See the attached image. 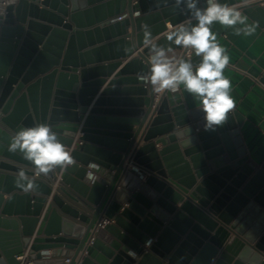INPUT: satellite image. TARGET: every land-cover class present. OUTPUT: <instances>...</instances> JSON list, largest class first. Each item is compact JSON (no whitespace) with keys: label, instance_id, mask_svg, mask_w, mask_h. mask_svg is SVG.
<instances>
[{"label":"water","instance_id":"1","mask_svg":"<svg viewBox=\"0 0 264 264\" xmlns=\"http://www.w3.org/2000/svg\"><path fill=\"white\" fill-rule=\"evenodd\" d=\"M261 4L242 10L263 25ZM186 18L174 0H0V264H20L25 251L33 264H264V162L249 161L242 117L233 112L206 129L179 93L161 96L152 111L155 95L138 79L147 71L142 25L156 37L166 21ZM102 33L119 38L86 49ZM108 49L137 55L89 110L107 81L88 76L122 64L87 68ZM34 122L52 124L77 164L24 193L15 178L31 165L7 148L12 132ZM90 162L100 165L94 185L85 180ZM101 214L112 223L88 244Z\"/></svg>","mask_w":264,"mask_h":264},{"label":"clouds","instance_id":"2","mask_svg":"<svg viewBox=\"0 0 264 264\" xmlns=\"http://www.w3.org/2000/svg\"><path fill=\"white\" fill-rule=\"evenodd\" d=\"M251 2L241 0L240 5H236L227 0H203L201 6V0H174L175 7L187 18L175 25L167 24L164 44L157 42L158 38L153 37L147 24L142 25L143 46L148 51L147 71L138 73V79L150 86L157 96L171 95L175 99V94L186 92L198 102L206 129L223 124L234 112L236 101L232 82L225 75L230 56L219 43L213 25L232 29L237 36L252 35L258 24L249 23V17L242 10V6ZM178 50L183 54H178ZM7 150L19 153L31 165L20 168L15 178L16 187L24 193L37 189V177H48L57 170L67 171L77 164L73 150L48 122L20 126L10 134ZM88 169L85 180L94 185L99 181L100 165L90 162ZM146 243L150 245L151 241Z\"/></svg>","mask_w":264,"mask_h":264},{"label":"crops","instance_id":"3","mask_svg":"<svg viewBox=\"0 0 264 264\" xmlns=\"http://www.w3.org/2000/svg\"><path fill=\"white\" fill-rule=\"evenodd\" d=\"M133 3H135V1H133ZM152 3H154V1ZM261 6L264 7L263 4H261ZM136 13L137 12L133 14L134 17L140 15L137 16ZM125 15L126 14H122L120 16ZM252 22H256L258 27H256L255 32L250 36H237L232 29H226L219 24L213 25V31L217 33L219 43L227 49V53L230 56V64L228 68L225 69V75L232 82V95L236 101L234 112H237L242 117L240 133L247 150L249 161L252 165L260 167L264 162V24L261 25L259 22L249 17V23ZM168 23L170 22L166 21V27ZM130 31L129 29L128 33H130ZM163 33L154 38L159 39L163 37ZM108 37H110L109 40H107V37L102 33L101 38L98 40L95 36L94 42H86V49L89 50L99 47L119 38V36H113L112 34H109ZM139 50H142V48H139ZM119 55L120 54H117L115 49L112 51L108 49L106 53L100 51L99 55H91V63L87 65V68L107 65L112 58L114 61H122V64L116 68L111 75L99 73L88 76V79L93 76H106L105 79L107 81L93 97V102L88 107L89 110L94 106V102L99 97L101 91L107 87L108 81L114 78V75L121 70L127 61L136 57L137 52L135 51L129 57H120ZM179 94L188 112L199 107L198 102L194 101L186 92L181 91ZM128 97L138 98L139 96L134 95ZM158 101L159 99L155 98L152 111ZM87 115L88 112L84 117ZM149 121L150 119L148 118L147 123ZM82 123L83 120H81L79 130L76 132L74 143L80 142V137L83 135V133L80 132ZM143 143L144 142H141L140 145ZM156 148L159 150L162 148V145L156 144ZM70 149H72V147ZM131 168L136 167L130 164L129 169ZM37 178L45 179L46 177L40 176ZM8 197V195H5V199ZM179 206L180 203L178 204V207Z\"/></svg>","mask_w":264,"mask_h":264},{"label":"built area","instance_id":"4","mask_svg":"<svg viewBox=\"0 0 264 264\" xmlns=\"http://www.w3.org/2000/svg\"><path fill=\"white\" fill-rule=\"evenodd\" d=\"M126 16H127V14L125 16H118L115 19H113L112 21H121ZM160 97L161 96L155 95L156 99H160ZM55 186L57 187V184ZM111 223H112L111 219L107 218L104 214H101L92 227L91 234L88 237L87 243L88 244L92 243V241L95 238V234L97 233V231L100 229H103L106 225L111 224ZM47 257H51V251H47ZM16 258L20 262V264H33V260L31 259L28 251H25V252L17 255ZM79 259L80 258L78 257L76 261H78ZM65 262L70 263L71 258H65Z\"/></svg>","mask_w":264,"mask_h":264}]
</instances>
